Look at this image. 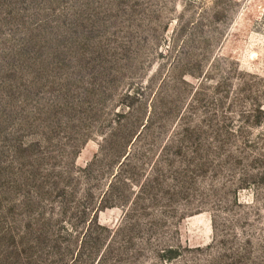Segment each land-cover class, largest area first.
<instances>
[{"label": "rangeland", "instance_id": "obj_1", "mask_svg": "<svg viewBox=\"0 0 264 264\" xmlns=\"http://www.w3.org/2000/svg\"><path fill=\"white\" fill-rule=\"evenodd\" d=\"M0 264H264V0H0Z\"/></svg>", "mask_w": 264, "mask_h": 264}, {"label": "trees", "instance_id": "obj_2", "mask_svg": "<svg viewBox=\"0 0 264 264\" xmlns=\"http://www.w3.org/2000/svg\"><path fill=\"white\" fill-rule=\"evenodd\" d=\"M97 226L100 227L101 229H106V227H102V226H100L99 224H98Z\"/></svg>", "mask_w": 264, "mask_h": 264}]
</instances>
